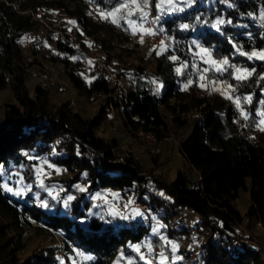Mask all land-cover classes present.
Here are the masks:
<instances>
[{
    "label": "trees",
    "instance_id": "trees-1",
    "mask_svg": "<svg viewBox=\"0 0 264 264\" xmlns=\"http://www.w3.org/2000/svg\"><path fill=\"white\" fill-rule=\"evenodd\" d=\"M124 2L0 0V92L9 89L17 102L0 109V184L7 183L14 190L22 177L19 186L24 187L22 196L0 189V264H61L59 251L72 258L79 252L86 259H77V264H112L117 259L145 264L131 246L158 242L156 236H149L151 225L100 213L91 198L104 191L117 192L119 199L131 195L135 202L145 203L150 214L165 224L168 233L161 232L163 237L177 245L190 235L182 214L198 217L194 225L202 237L195 254L191 257L192 248L186 251L180 246L175 252L180 259L168 264H264V250L242 237L239 228L253 223L264 229V125L259 122V113L264 112V59L240 55L264 51V0H190L179 8L182 11L164 15L158 14L156 1L150 0L154 23L175 46L157 43L162 45L160 53L150 51L151 46L140 52L144 39L131 40L133 32L123 20L120 26L96 20L99 13ZM221 19L225 23L218 25L219 30L212 27ZM184 24L189 27L183 29ZM30 35L42 38L30 41L34 59L20 45ZM79 48L102 52L107 70L93 65L83 75L84 56ZM201 49L208 50L203 53L208 61L227 59L230 65L253 73L238 82L232 67L221 75L210 63L199 60L197 64L201 71L208 69L202 72L210 81L232 86L228 89L233 104L237 107L238 103V112H245L248 119L226 100L211 95L208 87L206 94L199 95L200 72L187 55L196 57ZM147 56L152 60L148 64ZM39 58L60 65L84 101L102 99L93 116H84L71 99L55 102L57 91L49 84L32 87L30 94L26 71ZM180 59L189 62L182 76L187 79L185 85L192 81L187 88L175 74ZM110 75L122 88L111 82ZM151 77L166 84L161 93L152 88ZM248 96L250 102L245 100ZM120 107L124 109L122 125L129 131H152L158 137L161 130H168L166 120L174 127V136L181 130L177 132L178 152L186 170L169 181L150 174L155 166L152 156L145 161L125 157L119 162L123 140L98 132L110 110L120 113ZM192 110L199 114L187 118ZM41 160L64 175L46 179L55 184L58 200L33 182V167ZM76 185L87 191H78ZM242 193L248 202L244 212L237 209ZM68 195L75 199L65 208L63 200ZM45 201L47 208L42 206ZM173 215L179 218L170 222ZM82 219L88 221L87 227L80 223ZM29 233L58 238L59 246L23 254ZM167 249L172 253L170 244Z\"/></svg>",
    "mask_w": 264,
    "mask_h": 264
},
{
    "label": "rangeland",
    "instance_id": "rangeland-1",
    "mask_svg": "<svg viewBox=\"0 0 264 264\" xmlns=\"http://www.w3.org/2000/svg\"><path fill=\"white\" fill-rule=\"evenodd\" d=\"M157 4H160L161 7L158 10V14L159 15H164L166 14V12H175L177 9L182 7L183 3L186 2H190V0H173L174 3V7H169L166 3H162L161 0H155ZM150 0H147V6H149ZM156 4V7H157ZM145 8L143 7V0H138V7L134 8L133 11L135 12V15H133L132 17H128L127 16V9L123 10L121 13L117 14L116 17H108L107 20L113 24V25H119L121 23V20L124 21V23L131 29V32H135V33H139L141 35L145 34L144 33V29H148V16H146V18L144 20H140L139 17L142 13L145 12ZM113 10V9H112ZM110 10V11H112ZM109 12V11H108ZM96 20H102L101 15L98 14L95 16ZM123 17V18H120ZM113 19H117V23H112ZM62 19H58V21H61ZM128 20H133L135 21V24H129L127 21ZM67 24V23H66ZM73 25L68 23V27L72 28ZM79 27V26H78ZM40 37V38H39ZM35 36V35H30L25 37L22 42H21V49L22 52L26 55H29L31 59H34V57H31V54L29 52V44L31 39H42L41 36ZM147 41H143L142 44H140L139 51L141 52V48L142 45H144ZM157 43L155 44H151V47L155 50L154 52L156 53H160L163 49L162 45L157 44L158 46H156ZM157 48H156V47ZM155 48V49H154ZM79 50L81 51L82 55L86 54L89 55L93 60H97L98 62H100L102 65H104V54L100 51H94V50H90L88 52H84L82 51V49L79 48ZM95 52L100 53L103 56V59L100 58L98 55L95 54ZM95 54V55H94ZM197 56V63H194L197 71L200 72V77L201 75H204L206 78L204 80H201V86H200V92L199 95H203L206 94L205 90L206 87H208V89L210 90L211 95L214 96H219L220 98H222L223 100H226V103L233 107L234 110H236L237 113V107L233 104L232 99L228 100V98H226L227 96H231L232 93H230L229 89L226 86L223 85H219L213 81H210L209 79H207V75L204 74L200 69H198V61H208V56L203 55V52L201 51H197L195 53ZM148 55H150V52L148 53ZM203 55V57H202ZM190 57V55H187ZM38 64L28 68L27 69V74H28V89L30 91L31 94V90L32 87L38 85V86H45L46 84H49L50 87H54L56 88L57 93L54 94L53 96V100L55 102H61L67 99H71L72 104L76 105L77 108H79V111L86 117H91L93 116L98 107L99 104L101 103L102 99L99 98L96 101H93L91 103H88L86 101H84L77 93H75L73 91V89L71 88V86L69 85V83L66 80V72L64 70V73L61 74L59 73L60 70V65H53L51 63H49L48 61H45L43 59H38ZM149 61L151 60L150 56H147L145 59V62L148 64L150 63ZM139 63V60H138ZM189 65V62L186 59H180V62L178 63V65L175 67V74L176 76H178L180 78V82L185 85L186 84V80L187 79H182L183 76V72L184 69ZM97 67V65H95ZM62 68V67H61ZM81 68L83 69V75H87V70L84 67V59L81 62ZM180 68V72H177V69ZM98 69V68H97ZM149 77L151 75H148ZM113 77V76H112ZM86 78V76H85ZM88 79V78H87ZM151 86L152 88L158 92L161 93L166 84L162 81V80H156L154 79V77H151ZM89 80V79H88ZM112 82V81H111ZM121 83V82H120ZM118 85V84H117ZM122 85V84H121ZM118 87L120 88V85H118ZM113 99H115V96L112 95L111 96ZM228 100V101H227ZM7 105H17L16 100H14L13 95L11 93V91L9 89L4 90L2 92H0V109L3 110L6 108ZM199 114L198 110H192L191 112H189L186 117H192V119H194L197 115ZM240 114V113H239ZM190 121H193V120ZM259 122L260 125H264V123H261L262 120H264V117L260 116L259 118ZM166 122L168 123V130L165 132L164 130H161L160 135L157 137L155 136V140L153 138H147V137H142V136H137L136 132L137 131H129V129H127L126 127H124L122 125V113H116L114 110H110L108 117H105L104 123L102 125V127L100 128L98 134L103 135V137H115V138H121L123 141L121 142V151H120V160L119 162L122 161V159H124L125 157H133L136 159H142L143 161H145L146 159L149 158V156H152L153 158H155V166L153 167L152 171L150 172V174L152 175H163L164 178L166 180H174V178L176 177V174L181 171H185L187 166L185 161L183 160V158L180 156L179 152H178V143H179V139L177 137V132L180 134V131H177L176 129V133L174 136V131H173V125H171L170 121L166 120ZM133 132L135 134H133ZM126 133V135L124 134ZM156 135V134H155ZM183 136V135H182ZM181 136V137H182ZM166 157V159L164 158ZM42 162H44L43 160L39 161L38 164L36 166L33 167V169H35L37 166H40L42 164ZM43 168H44V172H47L48 175L45 176H41V178L44 181V184L46 186V188L51 189L53 186H55L54 183L50 184L46 182V179L48 180H54V179H60V177H64V175L61 173L57 174L56 172L52 171L51 169H49L47 167V165L43 164ZM18 173V172H16ZM18 175H21V173H18ZM34 176H36V173L34 171ZM192 179H195V173L192 172L191 174ZM28 178V177H27ZM35 186L37 185V180L33 181ZM17 185V184H16ZM20 187V188H24L23 186H16ZM14 188V190L16 189ZM56 191L53 192V195L57 194V188L55 187ZM108 193H117V192H109V191H104L102 193H99L101 195H103L104 197L107 198V194ZM156 195L161 196L162 193L160 191H156L155 192ZM109 199L112 202V210L113 211H119V212H125V208L124 205L128 203L129 199H132V196H128L127 198H123V199H118L114 200L113 197L111 195H109ZM100 201L102 200H93L91 198V202L92 205H96V207L98 208V211L104 215H107V212L109 210V205L104 204V203H100ZM116 201V202H115ZM133 204L131 206L128 207V209L126 210V214H131L132 210L138 209L136 208L134 205L137 204L138 202H135L133 199ZM237 209L241 212H244V210L247 207V195L242 193L239 196V199L237 200ZM139 210V209H138ZM151 212V211H150ZM141 216H137L135 217L138 220H146L147 224L151 225V229H150V237H157L158 242H152L153 245L158 248L157 249V264H160V257H159V253L163 250L164 253L166 252V250L163 248L165 241L161 239V237H163V235L161 234V229H163V227L165 226V224H163L161 221L156 220L155 219V215L154 214H144ZM181 215V214H180ZM182 218L184 221V224L186 225V227L188 228V230L190 231V235L182 238L181 240V244L182 245H178V247H182L183 249H185L186 251L191 250L192 248V252H191V257L192 255L195 254V247H196V243L198 242L199 239H201V233H199V231L197 230V227L195 224V222L198 221V217L193 215V214H182ZM108 216V215H107ZM111 217V216H109ZM179 218V215H173L172 219L170 220V222L172 221H176ZM157 225H162V227L159 228L158 233L153 234V228L157 227ZM240 235L242 237H244L245 239H250V241H252L251 243L256 245V247H259L262 251L264 250V229L258 225H254L253 223H250L249 227L245 226V225H241L240 227ZM27 247L26 249L22 252L23 254H28L29 252H31L33 249H41V248H45V247H49V246H55L58 247L60 240L58 238L56 239H44L42 237H33L32 233L28 234V238H27ZM173 242V241H172ZM160 243V244H159ZM171 248V245H170ZM172 251V250H171ZM168 252V251H167ZM166 252V253H167ZM58 258L61 259V264H77L76 260H83L86 259L83 255H81L79 252L76 253V258H72V256H63V253L61 251H59L57 253ZM172 256V260H173V255ZM176 256V255H175ZM171 260V261H172ZM178 261V260H176ZM119 260H114L112 262V264H118ZM164 264H168V259L164 262Z\"/></svg>",
    "mask_w": 264,
    "mask_h": 264
},
{
    "label": "snow or ice",
    "instance_id": "snow-or-ice-1",
    "mask_svg": "<svg viewBox=\"0 0 264 264\" xmlns=\"http://www.w3.org/2000/svg\"><path fill=\"white\" fill-rule=\"evenodd\" d=\"M162 3H166L169 7H174V3H173V0H161ZM138 7V0H126V2L124 3H120L118 7H115L112 11H109L107 13H99L101 15V18L102 19H107L108 17H116L117 14L121 13L123 10L127 9V16L128 17H132L133 15H135V12L133 11L134 8H137ZM143 7H147V0H143ZM161 7L160 4H157V8L159 9ZM180 11H182L183 9H178ZM147 16V13L144 12L140 15L139 19L140 20H144ZM120 18H123V17H120ZM156 20H159V17H156ZM129 24H135V21L133 20H128L127 21ZM69 23H74L72 21H70ZM112 23H117V19H113L112 20ZM225 21L224 20H217L215 24L212 25V27L214 28H217L218 29V25H221V24H224ZM229 23H231V21H229ZM183 29H187L189 26L187 24H184L181 26ZM145 34H149V35H152L154 34L152 32L151 29H144L143 30ZM133 34H135V32H133ZM161 44H163V41H161ZM201 51L203 53H206L208 54V50L207 49H201ZM240 55H247L249 59H252V58H259V59H264V51L262 52H252L250 54H246L244 52H240ZM173 60H176V57L173 56L172 57ZM206 63H210V65L214 68V71L216 73H219L221 75H223V73L227 70V67H232L233 68V71H234V75H233V78L235 80H237L238 82H243L244 80H246L248 77H251L252 76V72L251 71H248L247 69H241V68H236L234 65H230L229 64V61L227 59H222V60H211V61H205ZM204 73L208 72V69L205 68L202 70ZM177 72H180V68L177 69ZM201 80H204L205 79V76L204 75H201L200 77ZM261 79H264V77H261ZM192 83V81H189L187 85H185V88H187L190 84ZM227 88H232L231 85H226ZM226 98L228 99H233V97L231 96H227ZM236 100H239V98H235ZM245 100L246 101H251V96H248V97H245ZM237 108L239 109L240 108V105L237 103ZM240 115L243 119H248V115L243 112L241 110L240 112ZM260 116L264 117V112H260L259 113ZM261 123H264V120L261 121ZM262 131H264V129H261ZM29 159H33L32 157H29ZM43 164H47V167L49 169H51L52 171L56 172L57 174H60V169H57L55 168L52 164L50 163H47L46 161L42 162V164L40 166H37L34 171L36 173V180H37V185L41 188V189H44L48 192V195L53 199V200H58L59 199V196L58 194L57 195H53V192L56 191L55 189V186H53L51 189L49 188H46L45 184H44V181L43 179L41 178V176H47L48 173L47 172H44V168H43ZM18 175V173H17ZM10 179V177H8ZM16 183L18 185L22 184L23 183V178L21 177L19 180L16 181ZM76 188L78 191L80 192H85L87 191L86 188L84 187H81L80 185H76ZM0 189H2L4 192L6 193H12L13 195L15 196H22L23 195V189L20 188V187H17L15 190H13V188L9 187L7 183H2L0 184ZM60 191H63V189H60ZM107 195H111L113 197L114 200L118 199V196L119 194L118 193H108ZM75 199L74 196L72 195H68L66 197V199L63 200V206L65 208H68L71 201H73ZM93 200H102L104 204H107L109 205V210L107 212V215L108 216H111L113 219L115 218H119V219H122V220H130V219H134L135 217L137 216H141L143 215L138 209H133L132 210V213L131 214H126V210L128 209L129 206H131L133 204V201L132 199H129L128 203L124 205V208H125V212H119V211H113L112 208L113 206L110 204V202L105 199V197L101 194H97L96 196H93L92 197ZM43 207L47 208L49 205L47 203V201L43 202ZM93 207H96V205H93ZM89 215H97V214H94V213H89ZM101 219H104V216L101 215L100 216ZM80 223L82 225H84L85 227L88 226V221L87 220H81ZM105 223H109V221L105 220ZM162 227V225H157V227H154L153 228V234H156L158 233L159 231V228ZM162 240L165 241L166 244H170L171 245V250H172V253H173V261H176V260H179L180 257L178 256H175V252L178 250V245L172 241H168L166 240V238L164 237H161ZM144 247H147L148 248V251L149 253H151V245L150 244H147L145 243L143 245ZM133 251H135L139 256H140V259L141 260H145V264H150V261H147L145 256L143 254L140 253V249L142 247V245L140 244H134L131 246ZM159 257H160V264H164V262L168 259L167 256H165V253L164 251L162 250L160 253H159ZM123 259V256L121 257ZM129 264H132V261H129Z\"/></svg>",
    "mask_w": 264,
    "mask_h": 264
},
{
    "label": "built area",
    "instance_id": "built-area-1",
    "mask_svg": "<svg viewBox=\"0 0 264 264\" xmlns=\"http://www.w3.org/2000/svg\"><path fill=\"white\" fill-rule=\"evenodd\" d=\"M145 12L147 13V16H148V18H147L148 19V29H151L154 34H152V35H149V34L141 35L139 33H135V34L131 35V37H130L131 40L144 39L145 41H147L144 45H142V47H140L141 48L140 49L141 52H144L145 50H147L151 46V44L161 43V41H163V44L165 46L170 47V48H175V46L173 45L171 40L163 32H161L157 28L156 24L153 21V15H152V12H151V9H150L149 6H147L145 8ZM40 21H42V20H40ZM114 26H119V25H114ZM95 54L103 59V56L100 53L95 52ZM83 56H84V67L86 69H88L89 67H91L93 65H97L98 69L107 70L104 67V65H102L97 60H93L89 55H87V53L83 54ZM190 58L194 61V63H197V58L195 56H190ZM59 73L63 74L64 73V69L60 67ZM110 79H111L112 83H116V84L120 85V87L122 88V85H121L119 80L114 79L111 75H110ZM206 80H208V77H207ZM119 112L123 113L124 109L120 107ZM136 133H137L136 134L137 136L153 138L155 140V136L156 135L152 131H149V132L137 131ZM124 134L126 135V133H124ZM133 134H135V133L133 132ZM109 197L110 196L107 195V198L105 197V199H107L110 202V204H112V202L109 199ZM100 203H103V201H100ZM134 206L136 208H138L141 213L150 215V210H149L148 206L145 203H137ZM144 223H147L146 220H144ZM258 226H260V225L258 224ZM161 232H162V234H167L168 230L166 228H163L161 230ZM179 242H181V240H179ZM140 245H142V247L140 249V253L145 256L147 261H150V264H154L156 262V260H157V254H158L157 253V249L158 248H156L154 245H151V249L152 250H151V253H149L147 247H144L143 244H140ZM167 247H168V244L164 243L163 248L166 250V252L168 251L167 253L165 252V256L168 257V262H171V260H172L171 259L172 258L171 254L172 253L167 249ZM118 264H128V263L126 261H124V260H120L118 262Z\"/></svg>",
    "mask_w": 264,
    "mask_h": 264
}]
</instances>
